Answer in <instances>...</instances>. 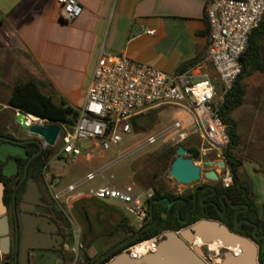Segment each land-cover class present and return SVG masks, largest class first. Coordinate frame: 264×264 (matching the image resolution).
<instances>
[{"label": "built area", "instance_id": "1", "mask_svg": "<svg viewBox=\"0 0 264 264\" xmlns=\"http://www.w3.org/2000/svg\"><path fill=\"white\" fill-rule=\"evenodd\" d=\"M60 8V19L65 23L76 20L83 8L78 0H56ZM264 16V0H209L205 7V22L208 30V47L205 61L214 75L194 78L192 71L170 74L125 55H109L101 52L83 106L77 110L78 116L72 126H64L53 146H48L41 138L43 148L55 149L52 160L61 158L77 159L86 148L81 142L97 146L101 151L119 147L127 135L132 133V121L161 107H172L186 113V117H174L165 130L149 136L145 145L157 142L176 143L196 135L201 145L194 148L199 158L209 160L214 155L223 161L222 152L230 143L228 125L219 112V104L233 87L241 73V58L245 52L249 35L260 26ZM153 36L154 31H148ZM197 67V66H195ZM27 126L50 125L47 120L37 118L36 122L25 117ZM215 160V159H214ZM220 177L224 186L232 177L227 167L222 168ZM98 173H92V179ZM76 185L68 186L72 192ZM60 196V195H59ZM87 196L98 202L115 204L138 223L134 230L125 224L127 235L140 232L150 219V200L154 190H143L133 183L115 186L107 182V187L90 191ZM57 198V197H56ZM113 202V203H112ZM160 235L141 241L129 248L130 257L139 259L156 251ZM141 251V252H139ZM77 259V252L72 248ZM217 253V252H215Z\"/></svg>", "mask_w": 264, "mask_h": 264}, {"label": "crops", "instance_id": "2", "mask_svg": "<svg viewBox=\"0 0 264 264\" xmlns=\"http://www.w3.org/2000/svg\"><path fill=\"white\" fill-rule=\"evenodd\" d=\"M20 1L0 0V52L24 54L76 110L84 104L101 52L170 74L191 70L197 81L213 76L205 61L209 0H78L82 14L69 25L60 19L56 0ZM151 30L153 36L147 34ZM174 111V117L187 118Z\"/></svg>", "mask_w": 264, "mask_h": 264}, {"label": "flooded vegetation", "instance_id": "3", "mask_svg": "<svg viewBox=\"0 0 264 264\" xmlns=\"http://www.w3.org/2000/svg\"><path fill=\"white\" fill-rule=\"evenodd\" d=\"M2 111L0 109V184L4 212L1 216L6 217L9 238V251L4 255L3 263L23 264L25 252V264H77L78 259L72 258V234L69 229L72 222L66 215L62 216L56 204L48 198L50 189L45 182L46 171L53 161L54 150L51 148L45 150L37 136L31 135L16 122V114L9 116ZM45 158L48 161L39 171L40 161ZM214 159L205 161L212 162L210 168L206 167L208 170H213ZM222 162L224 163L222 168L226 167L224 159ZM213 171L216 173V170ZM204 175V180H197L194 184L176 183L177 187L168 192L167 197L151 200L153 204L150 206V212L152 214L153 210L155 211L159 226L176 229L194 218H197L195 222L202 219L214 220L230 232L250 239L260 252L264 240L263 238L254 240L253 235L256 227L255 235L264 237L262 232L264 218L255 194L251 189L245 191L233 180L224 186L217 173V180H209ZM31 182L34 183V187L31 186ZM85 201L92 203L93 212L87 213L82 210L81 206L86 203ZM72 212L76 221L83 225L86 235L95 231L100 233L99 239L112 240V245L107 250L93 260L86 262L82 260L81 264H102L111 256L128 252L134 244L122 243L135 235L137 239L141 232L122 236L116 228L110 234H104V220L107 214H120L119 207L115 204L108 206L89 198L83 203L76 204ZM62 222L67 224L61 225ZM68 229L70 231H67ZM163 232L165 231L159 235L161 236ZM190 246L201 249L206 255L211 250L216 251L215 255L219 256V261L225 251L237 254L224 247L213 249V244L198 245L196 240L192 241ZM39 247L50 249L43 255Z\"/></svg>", "mask_w": 264, "mask_h": 264}, {"label": "rangeland", "instance_id": "4", "mask_svg": "<svg viewBox=\"0 0 264 264\" xmlns=\"http://www.w3.org/2000/svg\"><path fill=\"white\" fill-rule=\"evenodd\" d=\"M67 24L69 25V23ZM262 56L264 61V40L262 41ZM28 81L37 83L39 94L42 97H48L53 105L58 106L60 104L61 99L54 89L39 74L36 66L24 54L17 50L0 52V109L3 110V114L11 116L21 113L25 117L35 116L43 119L10 104L13 98L14 86L19 82L25 83ZM242 83L246 92L243 104L231 113V118L236 124L240 139L239 146L235 148L233 154L242 162L239 177L242 181L249 183L264 218V73H252L244 78ZM174 116L175 111L172 107L158 108L145 116L134 119L131 123L132 133L124 138L119 147L101 151L95 145L81 142L80 147L86 149L77 159L67 161L61 158L50 163L49 169L46 171L45 180L50 189L48 198L52 203L56 204L61 215H66L72 222V227L69 229L72 234V248L78 254L77 264H81L82 260L86 262L95 259L112 245V240L110 239H99L100 233L98 232L94 231L86 235L83 225L79 224L73 215L72 209L76 204L83 203L84 200L89 199L86 194L91 190L95 191L99 188H105L107 187V182L115 186L133 183L139 188H147V182L150 181L152 184L151 189L155 188L161 194L171 192L173 188L177 187V182L169 176L170 165L173 161H170L160 171L155 159L152 158L167 147L168 143L144 144L149 136L165 130L171 125L174 121ZM56 125L62 131L64 125ZM200 145L201 142L197 136L192 135L184 141L176 143L174 147L177 149L182 146L189 150L190 148H198ZM55 149L53 150L55 151ZM210 156L209 158H215L214 155ZM175 157L176 155L173 158ZM193 161L201 169V178L199 180H204L203 174L209 171L205 166V161L199 157L193 159ZM218 162L217 158H215L212 169L216 170V173L221 177L224 170L218 166ZM92 173L98 174L94 178L88 179ZM77 183H79V187L72 192L65 193L68 185ZM79 193L85 194L79 195ZM91 206L92 203L86 202L81 207L83 211L89 213L93 212ZM108 206H112V204H108ZM121 221L129 224L134 230L138 229V223L122 209L120 214H107L104 220V234H110V232L118 228L119 234L127 236L124 227H122L123 224L120 223ZM66 224L67 222L61 223V225ZM69 229L67 231H70ZM215 252L210 251L206 255L202 251L203 257L208 264L220 263L218 260L219 256H216ZM72 256L75 259L73 252ZM3 262L4 254L0 253V264H4Z\"/></svg>", "mask_w": 264, "mask_h": 264}, {"label": "water", "instance_id": "5", "mask_svg": "<svg viewBox=\"0 0 264 264\" xmlns=\"http://www.w3.org/2000/svg\"><path fill=\"white\" fill-rule=\"evenodd\" d=\"M15 120L20 123L23 129H27L31 135L41 138L48 146H53L59 134L60 127L56 124L40 126L33 124L27 126L23 114H16ZM212 162H205V166L210 168ZM218 166L222 168L223 162H218ZM201 169L194 164L190 158L189 150L180 146L176 149V157L170 165L169 176L179 184L189 185L201 178ZM205 178L209 180H217L218 177L213 170L205 173ZM34 187V183L31 182ZM1 184H0V253L7 254L9 251L8 225L6 217L1 216L4 207L1 202ZM153 202L150 203V206ZM152 222V214H150V223ZM237 230H239L237 228ZM256 231V227H255ZM253 235L254 240L264 237ZM139 234V232H138ZM137 235L126 239L122 244L133 242ZM48 237L46 238V240ZM199 240L204 244L218 243L222 247L237 250V254L229 251L222 253L219 264H259L257 246L248 238L230 232L225 226L219 222L209 219H202L194 224L178 230L165 231L160 236V241L156 251L139 259L130 257L127 253H118L114 255L104 264H208L203 253L199 248H191L192 241ZM45 255V251L49 247H39ZM260 251L264 253V241ZM111 252V251H110ZM109 252V253H110ZM108 253V254H109ZM106 254V255H108ZM23 264H25V252L23 254Z\"/></svg>", "mask_w": 264, "mask_h": 264}, {"label": "trees", "instance_id": "6", "mask_svg": "<svg viewBox=\"0 0 264 264\" xmlns=\"http://www.w3.org/2000/svg\"><path fill=\"white\" fill-rule=\"evenodd\" d=\"M27 0H21L20 4ZM264 37V16L260 23V26L253 30L249 35L248 43L245 49V52L241 58L242 70L238 78L236 79L233 87L225 96L224 102L219 104V112L224 120V122L228 125V133L230 136V143L228 147L222 152L223 159L226 163V167L228 168L232 180L235 184H239L241 187L244 188L245 191H249L250 186L249 183L246 181H242L239 177V170L242 167V162L237 159L233 151L235 148L239 146L240 139L237 133V127L233 119L231 118V113L239 108L244 101L245 96V88L243 86L242 81L247 76H250L252 73H264V62L262 59V46H261V39ZM13 98L10 101V104L15 106L16 108L30 112L33 115L41 117L43 119H47L49 124H59L64 126H72L76 121L78 116V112L75 108L69 106L63 99H61L60 104L55 106L51 103V100L48 97H42L39 94V90L37 87V83L34 81L28 82H19L13 88ZM140 118V117H139ZM190 158L196 159L198 158L199 154L196 149L190 148ZM176 155L175 147H165L163 150L155 154L152 158L155 159L157 166L159 167L160 171H162L170 161H174L173 158ZM48 161L47 158L41 160V165L39 171L42 170V167ZM152 187L151 182H147V188H141L143 190L149 189ZM154 190L153 199L158 198H165L168 196L167 193L161 194L157 189L152 188ZM150 200V203H151ZM151 214V212L149 213ZM158 216L156 215L155 211L153 210L152 213V222L150 223V219L145 224L143 229L141 230L138 238L131 242V244H136L141 241L153 238L159 235L162 231L166 230H174L177 231L180 228L194 223L197 218L190 220L186 225H179L176 229L173 228H161L158 224ZM122 227H125V222H120ZM262 232L264 234V221H263V228ZM113 256L109 257L111 259ZM107 260V261H108ZM105 261L104 263H106ZM258 262L259 264H264V253L261 251L258 254ZM102 263V264H104Z\"/></svg>", "mask_w": 264, "mask_h": 264}, {"label": "bare ground", "instance_id": "7", "mask_svg": "<svg viewBox=\"0 0 264 264\" xmlns=\"http://www.w3.org/2000/svg\"><path fill=\"white\" fill-rule=\"evenodd\" d=\"M30 119L32 120V121H36L37 120V117H35V116H30ZM196 244H198V245H200L201 244V242L199 241V240H196ZM214 246H215V248L213 247V249H217V248H220V247H222L220 244H218V243H215V244H213ZM212 252H215L214 250H211ZM235 253H238V251L237 250H233ZM139 252H141V251H139Z\"/></svg>", "mask_w": 264, "mask_h": 264}]
</instances>
